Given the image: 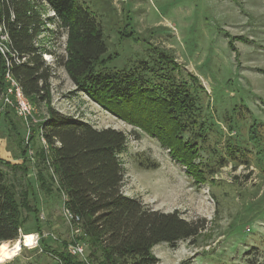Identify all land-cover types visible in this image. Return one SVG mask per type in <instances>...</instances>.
<instances>
[{
    "label": "rangeland",
    "instance_id": "obj_1",
    "mask_svg": "<svg viewBox=\"0 0 264 264\" xmlns=\"http://www.w3.org/2000/svg\"><path fill=\"white\" fill-rule=\"evenodd\" d=\"M81 1L101 23L107 52L116 55L111 67L120 69L149 59L153 46L172 54L186 78L187 74L198 78L194 85L208 128L200 158L216 168L201 183L155 137L77 90L64 68L53 63L55 56L64 53L66 39L55 24H46L50 29L37 36V42L53 52L42 55L54 68L50 106L95 128L112 127L126 134L120 154L123 193L153 209H176L186 219L206 218L205 230L193 243L153 246L156 264H264V0ZM33 107L36 122L29 124L30 134L48 114L46 103L35 102ZM4 112L19 124L16 132ZM26 134L27 127L14 111L0 103V169L9 180L13 172L1 162L21 163ZM227 141L239 146L236 160L226 153ZM220 156L224 162L216 165ZM151 163L157 166L150 167ZM35 164L31 159L27 176L33 186L30 201L38 214H29L24 225V232L34 235L33 245H21L17 255L0 264H58L57 252L73 255L71 246L80 242L76 240L80 225L65 217L63 196L48 194L39 186ZM87 254L85 248L84 256L77 257L82 260Z\"/></svg>",
    "mask_w": 264,
    "mask_h": 264
},
{
    "label": "trees",
    "instance_id": "obj_2",
    "mask_svg": "<svg viewBox=\"0 0 264 264\" xmlns=\"http://www.w3.org/2000/svg\"><path fill=\"white\" fill-rule=\"evenodd\" d=\"M48 11L54 15L48 16ZM51 23L66 36L64 53L55 56L53 63L64 68L77 90L155 137L195 182H205L216 171L215 165L200 158L208 128L197 100L194 84L198 78L187 74L189 82L172 54L151 46L149 59L117 69L110 65L116 55L107 52L101 23L81 0H0V26L8 36L7 46L15 53V57L8 56L11 72L32 104L48 105L47 116L31 128L32 155L23 137L21 163L1 162L14 178L9 180L0 169V243L26 234L29 214H38L30 201L33 186L27 176L33 159L39 186L48 194L54 191L63 196L64 208L79 216L82 232L76 240L88 251L82 260L58 251V264H156L153 246L165 242L175 247L184 240L193 243L207 220L186 219L176 209H153L123 193L120 154L126 147V134L112 127L95 128L50 106L54 68L42 55L53 52L40 45L37 36L49 30L46 24ZM4 71L0 53V94ZM6 113V121L16 132L19 124ZM254 134L253 123L249 137ZM238 149L227 141L229 157L236 160ZM216 162L220 165L224 158L220 156Z\"/></svg>",
    "mask_w": 264,
    "mask_h": 264
},
{
    "label": "built area",
    "instance_id": "obj_3",
    "mask_svg": "<svg viewBox=\"0 0 264 264\" xmlns=\"http://www.w3.org/2000/svg\"><path fill=\"white\" fill-rule=\"evenodd\" d=\"M48 16H53L54 12H50ZM8 36L5 30L0 26V53L3 55L5 63V71L3 73V89L0 94V103L3 107H8L14 111L16 116L27 127V134L25 142L28 145L29 154L32 155L33 149H31L29 137H30V125L36 122L34 119V107L31 101L25 96L22 91L19 81L13 76L11 72V59L8 56L15 57V53L7 46ZM24 59V58H23ZM44 143V139L41 138ZM65 217L70 219V223L79 224L80 218L77 215L72 214L69 210L64 208ZM23 234L20 235V237ZM86 246L83 243L76 242L70 248V252L74 256H84Z\"/></svg>",
    "mask_w": 264,
    "mask_h": 264
},
{
    "label": "bare ground",
    "instance_id": "obj_4",
    "mask_svg": "<svg viewBox=\"0 0 264 264\" xmlns=\"http://www.w3.org/2000/svg\"><path fill=\"white\" fill-rule=\"evenodd\" d=\"M33 238V234H24L22 239L15 240L12 244L2 242L0 244V262H4L17 255L21 249V245L25 247H30L31 245H33Z\"/></svg>",
    "mask_w": 264,
    "mask_h": 264
}]
</instances>
